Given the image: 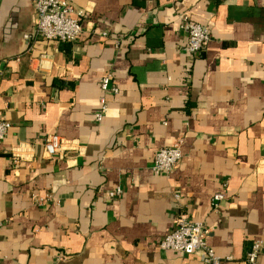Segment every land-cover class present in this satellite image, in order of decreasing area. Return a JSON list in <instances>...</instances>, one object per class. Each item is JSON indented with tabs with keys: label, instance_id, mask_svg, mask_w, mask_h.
<instances>
[{
	"label": "crops",
	"instance_id": "0c3cea01",
	"mask_svg": "<svg viewBox=\"0 0 264 264\" xmlns=\"http://www.w3.org/2000/svg\"><path fill=\"white\" fill-rule=\"evenodd\" d=\"M70 2L82 33L62 44L24 40L32 2L0 0V264H203L158 248L179 214L210 229L219 264L255 241L264 264V0ZM184 21L209 30L197 55ZM106 75L118 94L97 122ZM49 136L71 148L47 159Z\"/></svg>",
	"mask_w": 264,
	"mask_h": 264
},
{
	"label": "built area",
	"instance_id": "2783aa9c",
	"mask_svg": "<svg viewBox=\"0 0 264 264\" xmlns=\"http://www.w3.org/2000/svg\"><path fill=\"white\" fill-rule=\"evenodd\" d=\"M32 2L36 26L33 34L25 35L24 40L35 42L39 39L62 44L75 43L82 33L80 19L83 11H75L70 0H30ZM182 31L186 36L185 51L189 55L199 54L205 45L210 41V33L206 27L184 21ZM106 38V33L102 34ZM118 47V41H115ZM110 75L101 79L100 89L102 97L100 99V111L95 115V120L101 122L102 115L106 110L107 94L117 95L118 90L110 85ZM10 125L0 116V143L8 134ZM182 140L177 141L171 148H161L154 154L151 170L155 175H170L181 159ZM69 142L57 136H49L44 143V153L47 159L54 158L57 154L69 150ZM121 195V190L110 194L111 197ZM177 198V196H176ZM223 194H216L212 201L214 204L223 200ZM36 204L42 206L50 201L48 195L38 196ZM210 229L201 222H192L187 215L179 214L176 218V226L173 231L165 236L158 244V248L163 251L182 253L185 255L197 254L203 264H219L218 257L208 246ZM263 248L260 241L253 242L250 250L246 254L243 264H259L258 257Z\"/></svg>",
	"mask_w": 264,
	"mask_h": 264
}]
</instances>
